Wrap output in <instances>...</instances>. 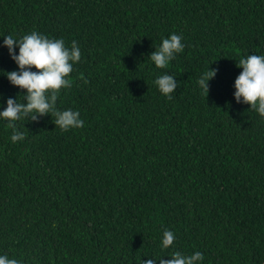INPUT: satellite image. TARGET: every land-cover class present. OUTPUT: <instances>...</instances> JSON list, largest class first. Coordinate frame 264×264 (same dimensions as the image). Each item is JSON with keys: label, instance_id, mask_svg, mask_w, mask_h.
<instances>
[{"label": "trees", "instance_id": "16d2710c", "mask_svg": "<svg viewBox=\"0 0 264 264\" xmlns=\"http://www.w3.org/2000/svg\"><path fill=\"white\" fill-rule=\"evenodd\" d=\"M33 30L80 46L56 105L84 125L21 119L13 144L0 120V254L142 264L199 250L202 264H264V117L232 96L236 61L264 54V0H0V42ZM173 32L184 49L157 69L148 55ZM0 69H16L2 43ZM165 72L171 100L153 83ZM22 91L0 75V110ZM165 228L176 239L161 251Z\"/></svg>", "mask_w": 264, "mask_h": 264}, {"label": "clouds", "instance_id": "9594fccd", "mask_svg": "<svg viewBox=\"0 0 264 264\" xmlns=\"http://www.w3.org/2000/svg\"><path fill=\"white\" fill-rule=\"evenodd\" d=\"M2 46L7 48L10 59L16 65L15 70L4 71L0 69V75L4 76L10 85L22 91V99L9 97L5 106L0 110V120L6 121L12 129L10 142H22L24 132L17 129L16 122L29 118L36 120L38 116L50 115L53 124L61 132L83 127L78 110L72 108L60 109L56 102L60 90L71 86L69 74L74 65L81 60V49L75 40L66 45L63 38H52L33 30L20 37L12 34L4 35ZM17 51L13 54V48ZM184 43L182 37L175 32L167 37H161L160 43L148 55L149 60L157 69H164L175 56L182 52ZM236 67L240 68L233 81V99L236 103H246L260 117H264V54H248L236 61ZM215 69L208 68L201 73L197 80L199 88L207 92V82L215 75ZM158 92L168 100L172 99V93L177 87V81L173 75L167 72L157 75L153 81ZM176 236L170 229H163L159 248L164 251L174 248ZM144 259L142 264H202L203 253L199 250L185 255L179 250H173L169 255L153 256ZM162 257H168L163 259ZM0 264H21L15 257L8 253L0 254Z\"/></svg>", "mask_w": 264, "mask_h": 264}]
</instances>
